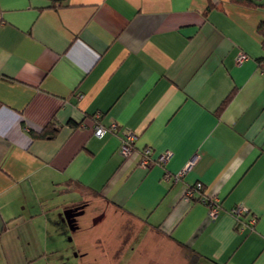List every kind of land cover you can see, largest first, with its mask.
Returning a JSON list of instances; mask_svg holds the SVG:
<instances>
[{
	"label": "crops",
	"instance_id": "obj_1",
	"mask_svg": "<svg viewBox=\"0 0 264 264\" xmlns=\"http://www.w3.org/2000/svg\"><path fill=\"white\" fill-rule=\"evenodd\" d=\"M262 21L230 0H0V264H264ZM147 147L171 157L144 167ZM197 182L216 218L184 200Z\"/></svg>",
	"mask_w": 264,
	"mask_h": 264
},
{
	"label": "built area",
	"instance_id": "obj_2",
	"mask_svg": "<svg viewBox=\"0 0 264 264\" xmlns=\"http://www.w3.org/2000/svg\"><path fill=\"white\" fill-rule=\"evenodd\" d=\"M248 59H249V56L242 51L237 56L238 63H242ZM100 116H101L100 113H96L93 117L94 134L96 136L102 137L108 132L118 131L119 124L117 123V121L112 120L108 125H104L99 122ZM136 139H137V134L133 130L128 129V128L123 130V136H122V141L120 145V152L123 156H127L131 152ZM152 153L153 151L151 147H147L144 149V152H143L144 156L141 161L142 166L148 167L151 164V162H155L156 160L166 163L171 157L169 151L159 154L156 158L152 156ZM187 169L188 167L180 171V173H177L176 175H174V179L176 181L179 180V178L184 175V173L186 172L185 170ZM203 187H204V184L202 182H197L192 186H188L184 193V197H183L184 200H190L196 197L197 193L203 190ZM202 200L208 205L209 215L212 218H216L220 212L219 198L217 196H208L205 193H203ZM245 211L246 210L242 206H237L231 210L232 214H234L236 217H241V215H243Z\"/></svg>",
	"mask_w": 264,
	"mask_h": 264
},
{
	"label": "trees",
	"instance_id": "obj_3",
	"mask_svg": "<svg viewBox=\"0 0 264 264\" xmlns=\"http://www.w3.org/2000/svg\"><path fill=\"white\" fill-rule=\"evenodd\" d=\"M230 1H232L233 3L239 4V5L252 7V8L264 7V0H230ZM257 30H258V33L263 38V47H264V21L259 23ZM230 98H231V95H229L226 99H224L219 109H222L227 104V102L230 100ZM58 130H59V126L53 120H51L40 131H32V135L35 138H52L56 135ZM200 197L203 198V190L199 192V196L194 197L193 199L203 201L202 198ZM192 252H195V251L193 250ZM197 257H198L197 253H194V255H192L190 258V264H199Z\"/></svg>",
	"mask_w": 264,
	"mask_h": 264
},
{
	"label": "rangeland",
	"instance_id": "obj_4",
	"mask_svg": "<svg viewBox=\"0 0 264 264\" xmlns=\"http://www.w3.org/2000/svg\"><path fill=\"white\" fill-rule=\"evenodd\" d=\"M93 211H91V210H88L87 212H86V214H85V216L82 218L81 217V219H80V221H82L84 224H87V225H89L90 223H91V216H90V214L92 213ZM103 225L104 226H102V227H100L101 229H102V234L104 235V234H108V229H115V227L113 226V227H110V226H108V224L105 222V223H103ZM122 263L121 264H125V262H126V259L125 258H123L122 259ZM131 262V261H130ZM133 262H135L136 263V260H134ZM132 262V263H133ZM136 264H138V263H136ZM142 264H145V262H143Z\"/></svg>",
	"mask_w": 264,
	"mask_h": 264
},
{
	"label": "water",
	"instance_id": "obj_5",
	"mask_svg": "<svg viewBox=\"0 0 264 264\" xmlns=\"http://www.w3.org/2000/svg\"><path fill=\"white\" fill-rule=\"evenodd\" d=\"M72 210H73V209H72ZM72 210L70 209L69 211L66 212V216H67V217H69V215L71 216L70 213L72 212Z\"/></svg>",
	"mask_w": 264,
	"mask_h": 264
}]
</instances>
